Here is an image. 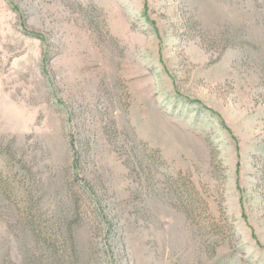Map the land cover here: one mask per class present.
I'll return each mask as SVG.
<instances>
[{
	"label": "rangeland",
	"instance_id": "obj_1",
	"mask_svg": "<svg viewBox=\"0 0 264 264\" xmlns=\"http://www.w3.org/2000/svg\"><path fill=\"white\" fill-rule=\"evenodd\" d=\"M0 264H264V0H0Z\"/></svg>",
	"mask_w": 264,
	"mask_h": 264
},
{
	"label": "trees",
	"instance_id": "obj_2",
	"mask_svg": "<svg viewBox=\"0 0 264 264\" xmlns=\"http://www.w3.org/2000/svg\"><path fill=\"white\" fill-rule=\"evenodd\" d=\"M77 161L75 160V165H76Z\"/></svg>",
	"mask_w": 264,
	"mask_h": 264
}]
</instances>
